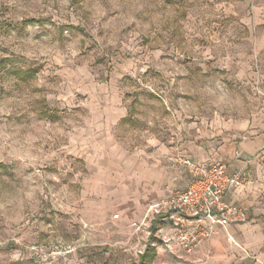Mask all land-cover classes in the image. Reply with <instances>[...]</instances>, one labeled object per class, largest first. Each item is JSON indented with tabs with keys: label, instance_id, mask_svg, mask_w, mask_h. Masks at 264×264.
<instances>
[{
	"label": "rangeland",
	"instance_id": "obj_1",
	"mask_svg": "<svg viewBox=\"0 0 264 264\" xmlns=\"http://www.w3.org/2000/svg\"><path fill=\"white\" fill-rule=\"evenodd\" d=\"M113 76L130 104L264 123V0H0V264H135L114 216L140 184L65 148Z\"/></svg>",
	"mask_w": 264,
	"mask_h": 264
},
{
	"label": "crops",
	"instance_id": "obj_2",
	"mask_svg": "<svg viewBox=\"0 0 264 264\" xmlns=\"http://www.w3.org/2000/svg\"><path fill=\"white\" fill-rule=\"evenodd\" d=\"M117 82L113 76V88L99 86L101 96L95 101L101 105L69 111L80 115V121L70 129L65 147L69 156L83 159L91 169L119 170L140 184L141 200L116 214V221L126 217L124 222L131 226L141 220L148 204L188 185V176L173 163L178 153L198 162L225 164L230 173L246 171L251 179L250 185L225 198L227 204L247 211L246 222L218 228L217 235L181 260L153 248L136 256V238L129 250L134 263L155 264L169 257L179 263L189 258L196 264H264V123L255 116L204 119L184 110L143 108L137 101L128 103ZM105 92L111 98L104 97ZM213 250L216 256H210ZM148 253L154 255L151 262L144 261Z\"/></svg>",
	"mask_w": 264,
	"mask_h": 264
},
{
	"label": "built area",
	"instance_id": "obj_3",
	"mask_svg": "<svg viewBox=\"0 0 264 264\" xmlns=\"http://www.w3.org/2000/svg\"><path fill=\"white\" fill-rule=\"evenodd\" d=\"M173 163L188 176V185L148 204L141 220L131 224L138 240L133 248L136 256L153 248L181 260L193 255L218 228L247 220V211L227 204L225 198L230 191L251 184L248 172L230 173L225 164L198 162L182 153Z\"/></svg>",
	"mask_w": 264,
	"mask_h": 264
},
{
	"label": "trees",
	"instance_id": "obj_4",
	"mask_svg": "<svg viewBox=\"0 0 264 264\" xmlns=\"http://www.w3.org/2000/svg\"><path fill=\"white\" fill-rule=\"evenodd\" d=\"M154 258L153 253H148L145 257H144V261L145 262H151Z\"/></svg>",
	"mask_w": 264,
	"mask_h": 264
}]
</instances>
